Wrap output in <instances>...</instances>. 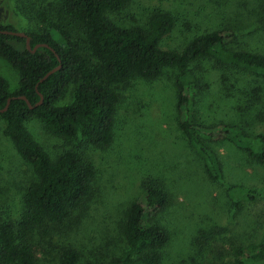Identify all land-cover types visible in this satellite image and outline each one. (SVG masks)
<instances>
[{
  "label": "rangeland",
  "instance_id": "374dc122",
  "mask_svg": "<svg viewBox=\"0 0 264 264\" xmlns=\"http://www.w3.org/2000/svg\"><path fill=\"white\" fill-rule=\"evenodd\" d=\"M58 5L59 0H0V23L14 25L17 31H43L46 24L37 18L38 11L51 14ZM156 10L176 17L163 48L182 50L197 34L231 29L233 47L264 54V0H134L108 17L120 27H147ZM193 68L201 78L196 96L199 121L237 124L253 135H264L263 78L242 70L215 69L209 59L196 61ZM178 74L176 67H165L157 79L139 78L123 87L111 145L95 148L81 138L75 143L95 165L99 190L78 220L43 239L38 264H60L64 247L80 250L79 264L88 259L106 264L121 255L128 248L123 232L126 211L141 196L146 177L163 180L174 195L163 213L170 240L161 264H228L235 257V246L263 240L264 163L229 140L214 141L211 146L221 158L224 177L217 181L208 177L179 126ZM0 75L12 91L18 87L19 72L2 57ZM73 96L72 90L67 91L59 104ZM26 126L52 157L68 148L39 119L32 118ZM4 128L0 116V217L18 220L35 175ZM232 186L254 189V196L244 194L237 205L229 196Z\"/></svg>",
  "mask_w": 264,
  "mask_h": 264
},
{
  "label": "trees",
  "instance_id": "16d2710c",
  "mask_svg": "<svg viewBox=\"0 0 264 264\" xmlns=\"http://www.w3.org/2000/svg\"><path fill=\"white\" fill-rule=\"evenodd\" d=\"M134 0H59L53 12L38 11L46 24L43 31L26 32V38L0 32V57L19 72L18 87L0 75V113L4 134L20 156L32 167L35 179L24 194V211L18 220L0 217V264H38V252L45 238L78 215L97 193L95 165L85 152L76 149L81 138L95 148H106L114 141L116 111L122 89L132 81L157 79L165 67H176L179 126L190 146L202 159L208 177H224L221 158L211 143L229 140L253 159L264 163V135L249 133L244 127L226 122L207 124L197 118L196 96L201 78L193 65L209 59L215 69H236L264 79V54L231 45V29H215L197 34L182 50L161 46L176 25L170 11L156 10L148 26L120 27L108 17L125 9ZM0 28L16 30L11 24ZM38 43H48L32 52ZM61 58V61L59 60ZM61 62V63H60ZM62 66L48 78L53 68ZM73 100L59 104L67 91ZM41 94L44 99L41 101ZM26 96L33 105L31 108ZM39 119L44 128L60 137L68 148L52 157L33 138L26 123ZM143 191L126 211L123 232L128 248L106 264H161L170 240L163 213L172 205L173 192L156 177L142 180ZM99 190V187H98ZM254 189L229 188V196L239 205ZM37 236L42 238L38 240ZM235 257L228 264H264V238L258 243L233 248ZM82 254L64 247L60 264H79ZM82 264H92L85 260Z\"/></svg>",
  "mask_w": 264,
  "mask_h": 264
},
{
  "label": "water",
  "instance_id": "95a60500",
  "mask_svg": "<svg viewBox=\"0 0 264 264\" xmlns=\"http://www.w3.org/2000/svg\"><path fill=\"white\" fill-rule=\"evenodd\" d=\"M0 32H2V33H4V34H11V35H16V36H20V37H25L26 38V43H27V46L28 47H30V42H31V40H32V38H31V36L30 35H28L26 32H24V31H16V30H7V29H1L0 28ZM41 46H46V47H50V48H52L48 43H38V44H36L35 46H34V48L32 49V52H35L39 47H41ZM53 50H54V48H52ZM59 60L61 61V58L59 57ZM61 63V62H60ZM62 65L61 64H59L58 66H56L55 68H53L52 70H50L42 79H41V81H43V80H45L46 78H48L51 74H53L55 71H57L60 67H61ZM40 95H41V101L40 102H42L43 101V99H44V96H43V94H41L40 93ZM21 98H23V99H26L27 100V102H28V104L30 105V107L32 108L33 107V105L29 102V100L26 98V96H20ZM10 102H11V98H9L8 99V102H7V105L4 107V108H2V109H0V113L1 112H4V111H6L7 109H8V107H9V105H10Z\"/></svg>",
  "mask_w": 264,
  "mask_h": 264
}]
</instances>
